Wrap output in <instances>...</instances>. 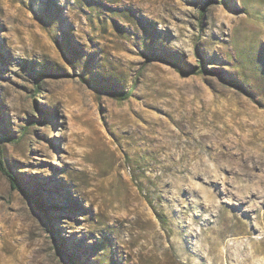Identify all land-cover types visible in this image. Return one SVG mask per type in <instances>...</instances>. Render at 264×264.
<instances>
[{
    "label": "rangeland",
    "instance_id": "1",
    "mask_svg": "<svg viewBox=\"0 0 264 264\" xmlns=\"http://www.w3.org/2000/svg\"><path fill=\"white\" fill-rule=\"evenodd\" d=\"M0 141V264H264V0H0Z\"/></svg>",
    "mask_w": 264,
    "mask_h": 264
},
{
    "label": "trees",
    "instance_id": "2",
    "mask_svg": "<svg viewBox=\"0 0 264 264\" xmlns=\"http://www.w3.org/2000/svg\"><path fill=\"white\" fill-rule=\"evenodd\" d=\"M204 14V12H203ZM149 58H158L160 60H168L167 57H164V56H160V55H153V54H150L149 55ZM172 62V61H171ZM175 66H177L178 68H180L178 66V63H175V62H172ZM180 70V69H179ZM195 71L194 70H190L189 73H194ZM135 85L129 89V90H123V89H118L116 87H113V86H107L106 87V91L108 92V94L110 96H112L113 98L117 99V100H120V101H124V100H127L129 99L132 94H133V89H134ZM1 143V141H0ZM0 169L6 173L8 175V177L10 178L11 180V185L14 189H19L22 193L26 194L27 196H29L35 203V206L42 210L43 212H48V210L45 208L44 204L38 200L34 194H32L22 183L21 181L18 179V177L10 172L6 166L4 165L3 161L1 160L0 158Z\"/></svg>",
    "mask_w": 264,
    "mask_h": 264
}]
</instances>
